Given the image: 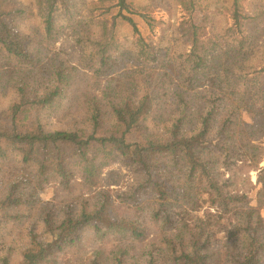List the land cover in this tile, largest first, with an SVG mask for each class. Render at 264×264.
Here are the masks:
<instances>
[{"label":"trees","instance_id":"1","mask_svg":"<svg viewBox=\"0 0 264 264\" xmlns=\"http://www.w3.org/2000/svg\"><path fill=\"white\" fill-rule=\"evenodd\" d=\"M38 1L43 28L27 33L21 23L33 11L20 0H0V92L12 84L17 95L0 110V224L11 223L10 233L28 238L22 264H59L90 234L119 242L113 257L100 254L94 264H264L262 216L232 189L234 176L226 178L264 155V67L259 75L247 71L246 36L221 45L203 34L205 21L187 22L184 35L193 45L180 57L176 78L166 70L174 58L157 64L159 53L150 59L147 46L121 49L115 31L118 18L136 33L134 17L155 28L152 13L162 0H93L100 37L82 16L80 0ZM179 1L188 13L204 9L201 0ZM234 6L240 32L243 19L249 29L258 25ZM61 19H68L66 26ZM63 36L78 59L63 57L70 52L59 43ZM107 77L102 86L98 79ZM148 77L156 79L153 88L142 84ZM64 102L67 114L89 112V129H46L43 115ZM245 113L256 123L246 122ZM150 120H160L163 131L154 132ZM118 161L137 179L114 196L101 187L102 172ZM79 178L97 189L90 198L79 196V206L58 208L41 199L49 183L71 191ZM258 189L264 204V168ZM152 236L158 242L137 251Z\"/></svg>","mask_w":264,"mask_h":264},{"label":"rangeland","instance_id":"2","mask_svg":"<svg viewBox=\"0 0 264 264\" xmlns=\"http://www.w3.org/2000/svg\"><path fill=\"white\" fill-rule=\"evenodd\" d=\"M27 8L33 11L32 15L21 23V28L24 32L32 33L36 32V29L43 28L42 20L40 16L39 1L38 0H20ZM82 2V16L90 22L97 37L101 35L102 28L97 23L98 20L95 16L98 13H92V7L90 4L93 0H80ZM141 1V0H135ZM199 6L203 7V10H196L193 13H188L182 9L179 5V0H162L160 9H154L153 17L156 19L154 24L155 28L151 29L140 17H134V21L139 28V32L136 33L133 26L129 21L123 18L117 19L116 33L119 35V39L122 43L121 49H132L136 51L149 50L150 59L154 55L159 53L157 64H164L169 60V66L166 67L168 73L173 74L176 78L179 76V72L176 69V65L180 57L185 58L186 54L191 51L192 43L186 39V31L190 28L189 21H192L195 25H202L205 21V28L203 34L212 36L213 40H218L221 45H228L229 42L234 45L242 37L246 36L248 39L247 45L252 51L250 62H246V68L252 75H259L261 69L264 67V0H207L203 1ZM159 1H156L157 4ZM200 2V1H199ZM198 2V3H199ZM238 4L242 8L243 16H250L256 18L258 25L255 23L254 28L249 29L246 25L245 19L241 21L242 31L240 27L235 26L234 8L235 4ZM206 4V6H205ZM111 16L117 15V11ZM112 17H110L111 20ZM68 19H61L60 25L66 26ZM184 24V25H183ZM183 26V27H182ZM230 31V32H228ZM228 32V33H227ZM66 42L65 46L70 49V52L65 53L63 57H70L73 53L74 59H78L81 55L79 52H74L71 49L73 42L67 37H61L60 44ZM206 42L200 43V45ZM62 45H58L61 47ZM89 46V45H88ZM145 46H147L145 48ZM200 51L203 50L201 46ZM0 47V51H1ZM93 47L86 49L85 54L88 51H92ZM151 51V52H150ZM47 53V52H46ZM84 54V55H85ZM168 54L166 57L165 55ZM88 55V54H87ZM77 61V60H76ZM129 63V62H127ZM252 66L253 68H250ZM151 68L150 70H152ZM154 70V69H153ZM159 71V70H156ZM256 71V72H254ZM158 73V72H157ZM154 73V74H157ZM147 75H151L147 71ZM156 76L154 75V78ZM148 77L147 80L142 81V84L153 88L155 86L156 79ZM108 79V77H107ZM98 82L101 85L109 83L104 78H99ZM52 83V79L49 84ZM196 96H201L200 92H197ZM17 100V95L12 87V84L7 89L6 94L0 92V110L8 108ZM61 107L55 109V112L46 113L43 115L42 120L46 129L49 132L56 131H73L76 129H89L91 124V116L87 110H73L68 114L64 102ZM244 120L249 123H256L253 115L245 113ZM150 128L155 130L154 132H160L162 130V124L160 120L155 122L149 121ZM159 124V125H158ZM264 147V139L262 140ZM264 168V155L261 162L251 167H243L237 174L227 173L226 178L233 177L234 184L232 189L236 192L243 193L251 200V206L262 216L264 222V204L259 198L258 187L261 176V170ZM103 182L101 187L110 190L114 196L123 192L130 191L131 187L136 183V173L134 169L120 161L114 162L110 167H106L102 172ZM43 191V190H42ZM97 189H92L83 184L82 179H78L73 185L71 191H65L59 186L58 183H49L44 191L41 193V199L45 202L56 204L58 208L64 203H71L74 205L81 204V197H92ZM62 212V211H59ZM201 214L203 212H200ZM199 213V214H200ZM198 214V213H197ZM11 223L2 222L0 224V264H6L3 259L9 258V264H22V254L27 246V237H24L23 232L10 233ZM40 231L42 226L39 225ZM221 242L224 244L227 238V233L220 234ZM157 238L152 236L148 238L143 244L138 246L137 251L143 248H151L152 244L157 243ZM119 244L118 239L115 236H106V238L94 239L93 234L89 235L88 242L81 249L69 250L67 254L61 255L59 264H94L100 254L102 257H113V254L117 250ZM147 246V247H145ZM101 252V253H100ZM139 253V252H138Z\"/></svg>","mask_w":264,"mask_h":264}]
</instances>
